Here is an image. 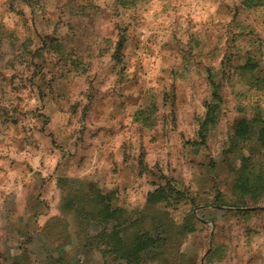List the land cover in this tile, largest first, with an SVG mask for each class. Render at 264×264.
<instances>
[{
	"label": "rangeland",
	"instance_id": "1",
	"mask_svg": "<svg viewBox=\"0 0 264 264\" xmlns=\"http://www.w3.org/2000/svg\"><path fill=\"white\" fill-rule=\"evenodd\" d=\"M259 118L264 0H0V264H118L84 245L94 186L172 234L141 264H264Z\"/></svg>",
	"mask_w": 264,
	"mask_h": 264
},
{
	"label": "trees",
	"instance_id": "2",
	"mask_svg": "<svg viewBox=\"0 0 264 264\" xmlns=\"http://www.w3.org/2000/svg\"><path fill=\"white\" fill-rule=\"evenodd\" d=\"M260 0H247L248 5L258 3ZM214 84V95L219 97L216 91L217 86ZM216 104L208 105L205 119L203 121L204 129H207V124L213 120V112ZM261 126L257 132V139L260 142V147L264 148V120L259 118ZM250 131V123L246 118L238 121L236 135L243 140L248 137ZM205 141V134L203 140ZM249 156L242 158V182L240 187L243 194H249L257 201L261 197L264 198V161L261 169L249 177L246 169L249 168ZM247 171V170H246ZM87 194H81L79 198L83 200V205L80 208L81 214L84 216V233L86 234L85 247L94 248L102 253V256L109 257L113 263L118 264H141L143 256L151 253L154 257H158L160 249L164 243L168 242L172 234L160 236V233L149 228H144L140 224L139 219H131L123 207L114 206L112 202L111 192H103L95 186L88 190ZM85 193V192H84ZM182 193L174 190L173 187L160 185L153 191L147 193V204H155L160 201L178 198ZM75 201L68 200L66 205L73 206ZM88 206V207H87ZM87 207V208H86ZM95 228L94 231H92ZM188 230V229H186ZM183 229H179V233H183Z\"/></svg>",
	"mask_w": 264,
	"mask_h": 264
},
{
	"label": "clouds",
	"instance_id": "3",
	"mask_svg": "<svg viewBox=\"0 0 264 264\" xmlns=\"http://www.w3.org/2000/svg\"><path fill=\"white\" fill-rule=\"evenodd\" d=\"M129 71H131V69Z\"/></svg>",
	"mask_w": 264,
	"mask_h": 264
}]
</instances>
